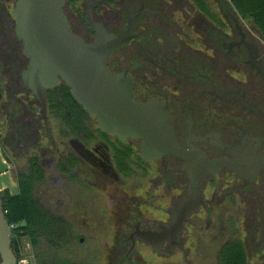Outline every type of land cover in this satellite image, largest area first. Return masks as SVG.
Segmentation results:
<instances>
[{
	"label": "flooded vegetation",
	"instance_id": "flooded-vegetation-1",
	"mask_svg": "<svg viewBox=\"0 0 264 264\" xmlns=\"http://www.w3.org/2000/svg\"><path fill=\"white\" fill-rule=\"evenodd\" d=\"M89 7L93 21L113 35L130 29L132 38L114 49L105 65L111 76L124 73L130 78L134 100L165 108L183 157L168 155L145 163L138 157V141L122 145L98 129L94 132L86 121L87 130L78 135L68 129L72 135L64 145V158L51 156L54 164L47 167L57 174L46 179L44 155L59 150L53 140L48 147L39 146V123L45 114L29 92L21 90L26 100L34 99L42 116L27 123L23 111L21 135L8 136L4 143L12 153L37 152L43 172V180L33 185L38 205L69 225L71 245L73 231L82 222L85 234L78 241L86 245L83 264H170L174 249L183 250L188 234L200 229L195 220L199 213L209 217L208 231L219 195L231 199L232 208L237 197L242 207L238 218L247 234L245 241L238 240L247 264L252 255L264 264V77L258 71L264 68V39L259 31L252 24L244 27V20L227 10L216 14L210 8L209 19L189 0H67L64 13L72 32L88 43L95 39L86 22ZM9 31L1 32L0 63L6 75L13 73L11 80L20 81V68L27 61L14 29L11 40ZM31 125L34 128L27 129ZM202 167L215 171L203 175L200 204L171 241V218L190 197L187 170L199 175ZM66 175L79 185L62 181ZM16 185L15 193L7 189L10 194H17ZM229 233L221 247L236 235L233 227ZM38 248L41 255V244Z\"/></svg>",
	"mask_w": 264,
	"mask_h": 264
},
{
	"label": "water",
	"instance_id": "water-1",
	"mask_svg": "<svg viewBox=\"0 0 264 264\" xmlns=\"http://www.w3.org/2000/svg\"><path fill=\"white\" fill-rule=\"evenodd\" d=\"M67 0H15L12 17L14 36L26 67L20 68L21 90L35 99L43 114L45 95L63 83L70 97L90 117L97 121L101 134L115 138L125 145L138 141V157L145 163L164 159L168 155L183 157L168 124L164 107L157 102H139L133 99L131 80L124 74L111 76L105 63L114 49L131 38L130 29L113 35L95 23L91 8L86 22L95 34L92 43L74 34L64 13ZM264 77V68L258 69ZM204 160V159H203ZM206 160L203 164H206ZM213 164V163H207ZM236 173L240 171L231 167ZM202 167L199 175L188 169L191 186L189 199L171 218V241L181 230L185 217L200 204L201 179L205 173H214ZM193 190V191H192ZM12 229L6 220L0 195V264H17L12 249Z\"/></svg>",
	"mask_w": 264,
	"mask_h": 264
},
{
	"label": "trees",
	"instance_id": "trees-1",
	"mask_svg": "<svg viewBox=\"0 0 264 264\" xmlns=\"http://www.w3.org/2000/svg\"><path fill=\"white\" fill-rule=\"evenodd\" d=\"M10 0H0V34L9 30L12 20L5 6ZM234 12L244 21L250 22L264 39V0H228ZM189 2L209 19H213L207 0H189ZM2 35V34H1ZM3 68L2 64H0ZM4 69V68H3ZM5 73V69H4ZM6 75V73H5ZM13 73L7 74L6 82L0 79V95L2 85L6 86L7 104L10 108H0V129L7 128L8 136L17 138L21 135V114L26 113L27 123L33 124L37 112V104L33 98L21 92V83L16 78L11 80ZM9 78L11 81H9ZM30 97V98H29ZM46 106L56 116H61L67 129L74 134L87 130L85 122L90 121L88 114L70 97L68 88L61 84L55 91L47 92ZM25 108V109H24ZM39 110V109H38ZM5 120V122H1ZM29 121V122H28ZM31 121V122H30ZM33 127L27 126V129ZM34 128V127H33ZM89 131V130H88ZM82 133V132H81ZM92 136V131H89ZM16 141H13L16 144ZM31 147H34L32 145ZM130 154V153H128ZM29 170L27 174L20 173L16 177L18 183L17 194H10L7 189L2 191L3 210L6 220L12 229V249L17 254L18 238L24 237L29 240L32 248L43 247L42 254H37L41 261L36 264H75L69 260V225L52 217L48 211L42 209L33 195V185L43 180L38 159L35 156L28 158ZM217 264H247L246 254L240 240L231 238L220 249Z\"/></svg>",
	"mask_w": 264,
	"mask_h": 264
},
{
	"label": "rangeland",
	"instance_id": "rangeland-1",
	"mask_svg": "<svg viewBox=\"0 0 264 264\" xmlns=\"http://www.w3.org/2000/svg\"><path fill=\"white\" fill-rule=\"evenodd\" d=\"M209 7L216 12V14H219L220 11L227 10L231 14H235L234 10L232 9L230 2L228 0H207ZM15 0H10L9 2L5 3V6L8 10V13L10 15V18L12 20L11 26H10V36H8V39L11 40L12 33L14 29V19L12 17V9L14 6ZM218 16V15H217ZM220 18V17H217ZM221 20V19H219ZM242 20V19H240ZM247 21H244L243 25L244 27L247 26ZM0 42L3 43V36L0 34ZM1 44V43H0ZM1 64V63H0ZM0 79L4 82H6V75L4 73V69L1 67L0 70ZM7 104V93H6V86L2 85V94L0 95V108L5 109L8 108L9 105ZM38 108V107H37ZM59 114V113H58ZM53 116V114L50 112V110L46 106V112H45V118L42 120L39 124L40 131L37 138L40 139L39 146L42 148L48 147L49 141L53 140L57 143L58 153L53 154L52 152H49V154L44 155V158L46 159L47 163L45 166H42L44 169L46 179L53 178L56 176L57 173L48 171L47 167H51L54 162L51 161V156L54 157H61L62 154L66 153V148L64 145L67 143L68 139L71 138V133L67 129L66 125L64 124L61 116L59 115ZM40 110L37 109L35 118H41ZM89 126L90 128L96 132L98 129L96 122L93 118L89 117ZM5 120L3 119V121ZM8 138V133L6 129L1 128L0 129V150L2 152V156L6 161L9 176L8 179L10 181V185L13 188V191H16L17 185H16V174L20 173H27V160L30 156H35L36 151H29L27 154L19 153L18 151L15 153L10 152L8 148H6V145L4 143L5 138ZM8 140V139H7ZM10 141V140H9ZM66 146V145H65ZM22 152V151H21ZM64 158V155L62 156ZM42 158H40V163ZM75 164L78 165V162L75 161ZM76 165V166H77ZM5 169L3 165H1L0 162V171ZM62 181H68L69 184H71L73 187L78 186L79 183L76 179H70L68 175L61 177ZM6 181V179H5ZM45 184V182L43 183ZM1 193V192H0ZM15 193V192H11ZM37 193V192H36ZM210 192L206 193V197L209 198ZM222 200V201H221ZM234 207L231 206V199L223 200L222 197L219 195V198L216 199V204L212 208V213L210 215L212 227L208 229V231H204L206 228L207 222L210 220L208 216L204 215V213L200 212L198 217L195 218L197 221L196 223H199L200 229L197 230L195 234L189 233L184 241L183 250L181 249V246L176 247L174 249V252H172L170 257V264H186L188 261L192 262L193 264H216L218 253L220 250L221 245L230 238L229 233V227H233L235 230L234 237L236 239H241V241H245L247 234L244 231L243 224L238 218V215L240 211L242 210V207L239 203V200L237 197H234ZM81 215H79V219L81 218ZM230 217L229 223H227V218ZM80 222L77 226V231H73L74 227L72 228L73 234L72 236H76L75 240L72 242V245L70 244V254L73 256V253L77 254L76 257H71L75 261V264H83L82 260V254L83 251H85L86 245L81 244L78 239L83 237V234H85L84 226ZM228 224V226H227ZM223 225V226H222ZM221 227L224 229V231H221ZM218 230L219 233H218ZM18 253L16 254L18 258L17 264H36L37 259L36 255L40 253L39 248H32L29 240L24 237L18 238ZM15 253V252H14ZM148 258V256L146 257ZM71 260V261H73ZM249 260L251 264H258L257 257L254 255L249 256ZM154 264L156 262L154 261Z\"/></svg>",
	"mask_w": 264,
	"mask_h": 264
},
{
	"label": "crops",
	"instance_id": "crops-1",
	"mask_svg": "<svg viewBox=\"0 0 264 264\" xmlns=\"http://www.w3.org/2000/svg\"><path fill=\"white\" fill-rule=\"evenodd\" d=\"M0 162H1V165H3L5 167V169L0 171V192H2L5 189H8L10 192H16V191H13V188L10 185V181L8 179L9 172H8L7 164H6L5 159L2 156L1 150H0ZM5 179H6V181H5Z\"/></svg>",
	"mask_w": 264,
	"mask_h": 264
}]
</instances>
